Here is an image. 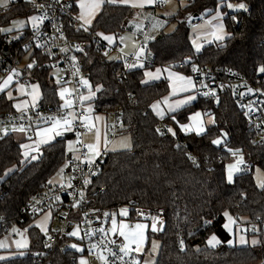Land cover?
I'll list each match as a JSON object with an SVG mask.
<instances>
[{
    "label": "trees",
    "instance_id": "1",
    "mask_svg": "<svg viewBox=\"0 0 264 264\" xmlns=\"http://www.w3.org/2000/svg\"><path fill=\"white\" fill-rule=\"evenodd\" d=\"M105 1L87 31L71 25L68 31L71 39L85 43L86 53L79 64L95 92L94 111L112 115L119 110L122 125L118 134L129 132L132 148L102 155L88 188L90 205L111 212L128 208L133 221L140 220L139 209L159 217L161 232L149 235L161 244L155 264H264V187H258L253 175L257 166L264 172V144L252 137L233 99L232 85L227 82L215 104L200 99L159 119L151 106L169 93V83L165 79L144 83L148 69L168 66L189 75L195 65L236 72L262 86L264 73L259 68L264 66V0H228L247 6V11L236 12H229L226 1L222 11L228 37L204 47L200 53L191 41V19L215 14L222 0H184L186 4L168 20L175 29L170 33L163 30L147 46L152 66L133 69L126 68L123 60L111 59L105 44L94 40L99 33L118 35L127 31L135 15L131 7ZM32 13L28 4L16 1L0 12V29ZM14 33L0 31V54L5 47L10 56L19 50L21 44L10 43ZM33 59L30 73L42 90L40 104L58 107L60 83L52 70L43 66L48 60L41 53H35ZM179 63H184L183 68L176 67ZM3 68L0 63V73ZM12 104L13 100L0 92V115L13 111ZM197 111L206 118L212 116L214 123L201 135L183 133L180 125ZM163 122L175 135L160 130ZM76 138L72 132L56 139L45 145L33 161L24 160L23 140L13 133L0 138V216L9 224L17 219L25 201L43 185L51 184L49 181L64 168L69 153L67 142ZM217 138L221 139L219 145L212 143ZM229 149L239 152L234 156ZM239 155L245 157L243 169L229 183L227 165ZM247 165H251L248 171ZM225 212L236 220V227L246 228V232L240 229L248 243H228L232 236L224 227ZM39 217L20 225L30 238L27 254L0 260V264H78L81 254L71 248L72 237L63 234L57 244L46 243V235L34 225ZM5 235L0 230V239ZM213 235L221 241L217 247L208 245ZM252 237L260 242L253 245ZM38 253L43 254L42 260H38Z\"/></svg>",
    "mask_w": 264,
    "mask_h": 264
},
{
    "label": "built area",
    "instance_id": "2",
    "mask_svg": "<svg viewBox=\"0 0 264 264\" xmlns=\"http://www.w3.org/2000/svg\"><path fill=\"white\" fill-rule=\"evenodd\" d=\"M38 5L44 7L40 8ZM68 5H71V7ZM31 6L35 9V16L46 13L47 18L39 25L38 30H34L30 24L27 29L11 35L10 43L14 45L21 44V46L11 56L9 49L8 55L0 54V63L4 66L0 73V80L4 76L12 74V70H16L18 73L14 76L16 83L33 85L35 82L30 73L31 68L28 65H34V54L39 52L48 60L45 61L43 66L50 68L54 75L56 71L60 73V105L47 108L39 104L26 111L13 110L0 115V128H7V135L11 133L10 128L23 126L33 131L40 126L51 124L49 118L64 117L69 112L74 113L75 117L88 116L86 104L80 100V96L89 90V87L81 82V78L85 80H88V78L82 73L79 64L81 56L86 53L85 43L71 39L68 31L69 25L80 26L77 19L76 0H36ZM155 8H160V4L156 3ZM3 10L0 9V12ZM149 28L150 23H145L144 32L147 33ZM94 40L103 43L97 35L94 36ZM139 41L143 47L144 38L140 37ZM77 45L83 51L77 50ZM63 48H67L68 51H61ZM105 48L108 51L109 48L106 45ZM22 51L26 52V55L22 54ZM73 56L76 57L75 61L72 60ZM122 60L125 66L126 64L132 65L138 62L140 57L138 60L137 55L131 54L124 56ZM146 65L152 66V62L146 61ZM183 66L184 63H179L176 67L183 68ZM196 68H198V71L192 70L189 75L195 80L200 99L211 105L217 103L227 82H230L233 99L243 113L252 137L257 143L264 144V83L261 86L245 75L228 70L200 66H196ZM203 85H207V87ZM249 88L254 91L249 92ZM63 89H68V92L65 93L64 98H61L60 92ZM210 89H215V94H212ZM205 93L209 94L205 95ZM66 102H71V107H64ZM205 112L209 113V110L206 109ZM112 116L113 120L109 125L110 139L118 135L119 128L122 125L119 110L113 113ZM168 128L169 126L164 122L160 124L162 132L169 133ZM86 129L87 127L82 125L80 119H73V132L80 135H77L76 155L72 152L67 154L66 164L68 166L63 168V182L43 185L42 188L33 193L21 206L19 216L14 222L9 224L4 216H0V230L8 234L16 227L22 228L20 225L26 219H34L49 212L51 214V224L49 227L50 233L45 239L46 243L57 244L61 235H69L70 232L79 227L84 246L83 254L88 255L93 264H104L99 258L101 250H104L103 254L107 256L109 264H122L120 260L106 251V249L111 248L117 252V255H121L118 252L119 245L117 241L110 236L107 229L112 221L113 212L93 208L88 197L90 183H84L85 179L91 182L101 160V158L94 160L91 168L87 163L82 162L88 155V150L85 147L88 144L83 140ZM4 136L6 135L0 132V138ZM74 156L81 159L76 160ZM245 170H250V166H245ZM69 183L72 187H68ZM80 191L84 192L82 199ZM77 201H79L78 206L73 207V204ZM104 213H109V216L105 217ZM137 215L140 220L152 222V216L142 209L138 210ZM159 221L161 222L160 219ZM99 229H104V232L102 233ZM14 236H17L16 232H14ZM112 240H115V244L110 243ZM93 245L96 247H93ZM132 256L136 258L135 252L132 253ZM37 258L42 260L43 254L38 253ZM127 259L125 257V260Z\"/></svg>",
    "mask_w": 264,
    "mask_h": 264
},
{
    "label": "snow or ice",
    "instance_id": "3",
    "mask_svg": "<svg viewBox=\"0 0 264 264\" xmlns=\"http://www.w3.org/2000/svg\"><path fill=\"white\" fill-rule=\"evenodd\" d=\"M10 2V0H0V6H4L7 7L8 3ZM34 2V0H33ZM105 2V0H76V3L78 4V7L80 9L79 15L77 16V19L79 21L82 22V26L84 25H90L93 16L95 15V13L100 9L101 5ZM107 2L109 3H122V4H129L131 3L133 7H143L146 4H152L154 3V0H138V2H134V0H107ZM69 7H71V5H68ZM38 7L43 8V5H38ZM228 8H235V9H243L245 11H247V6L244 3H239L236 5H233L231 3H229L227 5ZM220 17V13H217V16L215 18H219ZM47 18V14L45 13L44 15L41 16H31L28 18V20L31 23V27L34 30H38L39 25ZM233 19H235V17H233ZM13 24L16 26V30H19L20 28H23L25 25V21H14ZM216 31L212 33V35L215 37V39L217 40H223L224 37V25L221 24H217L215 25ZM12 28H8V29H0V31H12ZM85 31H87L88 29L85 27L84 29ZM99 35L103 36L102 33H100ZM104 39L107 40L109 43L112 42L113 37L111 36H104ZM193 44L196 47V50L199 51L200 50V45L196 44L195 41H193ZM77 50L79 51H83V49L79 48V46L77 45ZM61 51H68L67 48H63L61 49ZM144 52V48H140L138 53H137V58L139 60V56L141 54H143ZM72 60L75 61L76 57L73 56ZM35 63V62H33ZM136 64H132V65H127L126 67H136ZM141 67H143V64H140ZM29 68L33 67V64H29L28 65ZM193 70L194 71H198V68H196V66H193ZM78 71V69H77ZM160 69L156 70V74H153L151 72H145V76L148 77H152V78H158L159 77V73H160ZM259 71L261 73H264V66H261L259 68ZM15 75H18V73L16 72V70H12V74L8 75L7 78L5 80H3L2 83H0V92H3L13 81V77ZM169 80L172 82V91L173 93L177 92V91H187L191 88H195V83L193 82L191 77H186V76H181L177 73H173V72H169ZM81 82L82 84H84L85 86L89 87V96H80V100L81 102H83L84 100L90 99L91 96L95 95V93L92 91L91 86L89 84L88 80H85L83 78H81ZM204 87H207V85H203ZM24 85H20V90L23 91L24 90ZM38 85H32V93H30V95H32V100H33V106L35 105V101L37 96L39 95L38 92ZM101 86L97 87V91H99ZM249 92L254 91L253 89L249 88L248 89ZM68 92V89H63L60 92V96L61 98H64L65 93ZM210 92L212 94H215V89H210ZM209 93H205V95H208ZM7 96L9 99H12V92L9 91L7 92ZM195 97L193 96H188L186 97V100H192ZM185 101H177L176 102V107H178L180 104L184 103ZM26 103V102H25ZM165 103H167V98H165ZM17 110H21L22 105L17 103L16 105H14ZM64 107H71V102H66ZM153 109L157 111V115L163 117V110L159 109V103L154 104ZM169 111H174L175 108L172 105H169L168 108ZM89 112H91V108L88 109ZM200 113H196L195 116L192 117V119L196 122L195 123V131L197 134H200L202 132L205 131L204 125L203 123L199 120L200 117ZM173 120H175V117H172ZM51 120V126L50 127H46L43 129H40L38 127V130L36 132V135L38 137H40V139L37 141V147H36V151H39V144L42 143H46L48 140L52 139L55 135H61L64 131H70L72 129V122L73 119H80L81 123L83 126L86 127H91V117L89 116H83V117H75L74 113L69 112L66 116L64 117H51L49 118ZM96 119H99V117H96ZM47 122V121H46ZM181 129L185 132H188L192 129V125H180ZM13 130H20L23 131L24 127L20 126L19 129H16L15 127L13 128ZM157 131L159 132L160 130L157 129ZM168 131L172 133V135H175V132L171 129L168 128ZM0 132H3L4 135H7L8 129L7 128H0ZM163 134V133H161ZM77 135L79 136L80 134L77 133ZM224 135L226 136L227 134L224 133ZM213 144L215 145H219L221 143V139L217 138L215 140L212 141ZM23 148L28 149L30 146L29 145H22ZM85 147L88 150V155L83 159L82 162H85L89 165V167L91 168L92 164L94 163V158L99 156L100 153V147H99V135L97 137V143L96 144H88L85 145ZM125 147H131V145H125ZM177 147H179V145H177ZM69 149L71 150V142H69ZM229 151H232L231 149H229ZM239 150L236 151H232V154L234 156H236L238 154ZM25 156L28 155V152L25 151L24 153ZM190 159H192V157H189ZM32 159H36L35 156L32 157ZM74 159L76 160H80V157L74 156ZM243 156L239 155V158L237 160V162L235 164H229L227 166V180L229 183H231L233 181V175L236 172H239L240 169V165L243 164ZM68 165L65 164V167H67ZM61 173L63 172V168L60 170ZM49 183H51V181H49ZM85 184L90 183V180L85 179L84 180ZM68 187H72L71 183L68 184ZM261 187H264V184H261ZM84 196V192L80 191V197L81 199ZM79 201H77L75 204H73V207L78 206ZM105 217L109 216V213H104ZM120 215L121 216H127L128 215V210L125 209H121L120 211ZM141 215H143V213H141ZM225 217L228 219L229 222H233V218L227 213H224ZM152 225L151 228L153 231H157V222L159 221V217H152ZM205 223H211V221H205ZM111 233L113 235L117 234L121 237H123L124 239V243L118 246V252L121 255H117V252L113 251L111 248L106 249V251L112 255L113 257H115L116 259L120 260L122 262V264H140L139 260L136 259L134 256H132V253H139L142 250V247L144 245L145 242V230L148 227V225L143 224V223H136L134 226H130L126 223L120 222L119 224L117 223V220L115 218V214H112V221H111ZM224 227L231 232L232 229L229 226V223H226L224 225ZM256 229L254 228V231ZM99 231H101L102 233L104 232V229H99ZM69 235L71 236H78L79 232L78 231H73L70 232ZM105 235H107V233H105ZM239 242L241 244H246L248 243L247 239L245 238L244 235H241L239 238ZM260 241L253 239L252 240V244L255 245L257 243H259ZM110 243L115 244V240L110 241ZM209 245L215 247L216 244L221 243V241L215 236L213 235L209 241H208ZM229 244H232L233 241L229 240L228 241ZM181 247L183 248L184 246V241L181 240L180 241ZM133 245H135V247H133ZM3 244H0V247H3ZM17 246L20 247L21 244L20 242H17ZM72 248H76L78 251H82V249L78 248L77 245L73 244L71 246ZM93 247H96L95 245H93ZM158 247V245L155 244V242H153V251L156 250V248ZM104 250H101L100 253V259L104 262V264H109L108 262V258L107 256H105L103 254ZM125 257H127L128 259L125 260ZM0 259H3V257H0ZM80 264H85V261L83 259H81Z\"/></svg>",
    "mask_w": 264,
    "mask_h": 264
},
{
    "label": "crops",
    "instance_id": "4",
    "mask_svg": "<svg viewBox=\"0 0 264 264\" xmlns=\"http://www.w3.org/2000/svg\"><path fill=\"white\" fill-rule=\"evenodd\" d=\"M16 1H20V0H10V2L8 3L7 7L0 6V9L8 8L12 3L16 2ZM22 1L25 2L26 4H28L30 6L31 11H33V13L30 16H27V17H31V16L35 15V9L32 8L31 5L36 0H34V2H33V0H22ZM105 2L101 5L100 9L93 16L92 24H93L94 20L96 19V17L100 14ZM134 2H138V0H134ZM156 3L160 4V8H158V9L155 8ZM225 3H226V1H225ZM111 4L131 7L135 11V15L128 23V30L123 32L122 34L121 33L118 34V35H115V34H107V35L103 34V36H101V35H99L100 34L99 33L97 36L110 49V50L108 49L109 57L111 59H113V60H122L123 57L126 56V55H131V54L137 55L139 49L142 48V46L140 45L139 38L143 37L144 38V46H143L144 52H143V54H141L139 56L140 60L135 63L137 66L136 67H130L131 69H133V68H143L146 65V61H150V54L147 51V46L150 44V42L154 41L160 35V33L163 30L165 31V29H162L163 28V24H162V28H161V26H159V30L161 29L160 31L158 30V28H157V30H155V28L153 29V27H154V25L156 26V19L158 18V14H157L158 11L163 9V8H165L166 2H164L162 0H154V3L146 4L143 7H133L131 3L122 4V3L117 2V3H111ZM185 4H186V2H185ZM224 4H222V5L224 6ZM78 13H79V8L77 7V14ZM222 16H223V22H224V17L226 15L223 12H222ZM140 17H144V21L143 22H141V21L139 22L138 18H140ZM206 18L208 19L210 17H206ZM147 22L150 23V28H149V31L147 33H145L144 32V25ZM79 23H80V21H79ZM165 23H169L168 20H166ZM197 23H198V21L194 22V24H197ZM30 24L31 23L29 21V25L25 29H27L30 26ZM80 26H82L81 23H80ZM83 27H85V26H83ZM224 27H225V24H224ZM22 30H24V29H22ZM22 30H20V31H22ZM16 32H18V31H15V33ZM212 33H211V35H212ZM223 34H224V37H225L223 40H217L212 35V38H211L210 41H206V42L201 43L200 50L199 51L195 50L196 53H200L204 49V47H206V46H208L210 44H214V43H217V42H223L224 40H226V38L228 37V32H227L226 28H224V33ZM104 36L113 37L112 42L109 43L107 40L104 39ZM140 64H143V67H141ZM157 69L161 70L160 73H159V77L158 78H152V77L145 76L144 83L145 84H150V83L162 80V79L167 80L168 83H169V87H170L169 93L166 96H164L162 99L157 100L156 102L153 103V105L159 103V109L163 110V112H164L163 117L157 115V111L153 109V107H152L153 105L151 106L152 111L155 113V115H157V117L159 119H163L166 116L175 114V113L185 109L186 107L192 106V105H194V104H196V103H198L200 101V97H199V94L197 93L196 86H195V88H191V89H189L187 91H177L175 93H173V91H172V82L168 78L169 77V72L177 73V74H179L181 76H186V77H191L190 75H188L185 72H182V71H180L178 69H175L173 67H168V66H159V67H156V68L148 69L145 72H151L153 74H156V70ZM7 76H4L3 78H1L0 83H2L3 80H5L7 78ZM191 78H192L193 82L195 83V80L193 79V77H191ZM20 85H24L25 86L24 89H27V88H31L32 89V85L29 86V85H26V84H23V83H16L15 80H14V77H13L12 83L3 91L4 93H6V95H7V92H9V91L12 92L13 110L22 112V111H26L27 109H30L32 107H35V106L39 105L41 100H42V98H43L42 90H41L40 85L38 83H36V82L33 84V85H38L39 86L38 87L39 95L36 98L34 106H33L32 97L29 94H27V95L26 94H24V95H20L19 94ZM195 85H196V83H195ZM91 89H92V87H91ZM92 91L94 92L93 89H92ZM88 93H89V90L83 96H89ZM188 96H193L195 98L192 99V100H186V97H188ZM94 98H95V95H93V98L84 100V102L86 104V110L88 112V116L92 118L91 119V125L92 126L91 127H87L86 132L83 134V140L86 142V140H85L86 134L91 133V134H93L94 139H93L92 143H88V142H86V143L87 144H96L97 143V137L99 135V147H100V153L101 154L94 158V160H96L98 158H101L102 155L105 152L110 151L109 150L110 149V145H112L111 142L115 138H113V139L109 138L110 137L109 136L110 135L109 125H110L111 121L113 120V116L112 115H107L105 113H96L94 111V103H93ZM165 98H167V103H165ZM177 101H185V102L180 104L178 107H176V102ZM17 103L22 105L21 110H17V108L14 106ZM169 105H172L175 108V110L174 111H169L168 110ZM89 108H91V112L88 111ZM198 112L200 114L202 113L203 118H205V115H204L203 112H201V111H198ZM192 116H195V115L191 114L190 117H192ZM96 117H99V119H96ZM190 117H189V121L187 123H185V124H182V125H191L192 122L190 121V119H191ZM206 125L204 127L205 131H206V128L208 126V125L207 126ZM50 126H51V124H47L45 126H40L39 128L43 129V128L50 127ZM17 128H20V127H17ZM12 129L13 128H10L9 131L11 133H13L19 139L23 140L22 141L23 142L22 145H29L30 146L28 149H25V148H23L21 146L24 160L25 161H27V160L33 161V160H37L38 159L39 155L41 154L42 148L45 145L54 142L58 138L64 137L66 134L72 133L73 132V122H72V129L70 131H64L61 135H55L52 139L48 140L46 143L39 144V151L38 152L35 150L36 147H37V141L40 139V137H38L36 135V132H37L38 128H35L33 131H31V129H29L27 127H24L23 132H21V131L15 132ZM28 131H29V133H28ZM205 131L200 133V134H198V135H201V134L205 133ZM31 132H32V134H31ZM182 132L185 133V134L196 133V132L192 131V129L190 131H188V132H185V131L182 130ZM33 135H34V137H33ZM76 140H77V143H76L75 147L71 151H69L70 153L72 152L75 155H76V151H77L78 138H76ZM25 151L28 152L27 156L24 155ZM33 156H35L36 159H32ZM121 209H125V208H121ZM129 214H130V211L128 209L127 218H125L123 216H120V215H118V218L115 217L116 220H117V223L119 224L120 222H123V223H126V224L130 225V226H134L136 223H143V224L148 225V227L145 230V236L147 237V240H148V237H149L150 234L156 235V234H153V233H151L149 231L150 230V223H151L150 221H146V220L133 221V220H131L129 218ZM47 215H48V227H47V229H49L50 221H51V214L49 212L44 213L41 217H39L36 220V222L34 223V225L38 226L37 223H39L44 218V216H47ZM226 223H229V226L232 229L231 232H229L226 229L228 231V233L231 234V236H232V241H233L232 244H234V243L241 244L239 242V238L240 237L238 238V236H237V228L238 227H236V220L233 218V222H229L228 219L226 218ZM158 225L160 227V231H159V233H160L161 230H162V226H161V222L160 221L158 222ZM111 226L112 225L110 223L108 225V228H107L110 236H112L117 241L118 245L123 244L124 243L123 237L119 236L118 233L113 235L111 233V231H110ZM240 233H242L241 230H240ZM243 235H244V233H243ZM154 238H156V237L154 236ZM253 239L258 240L257 237H252L251 240H253ZM219 244H216L215 247H217ZM208 245H209V243H208ZM241 245H243V244H241ZM209 246H211V245H209ZM133 247H135V245H133ZM211 247H213V246H211ZM138 255H140V254L136 253V258H137ZM144 257H145V254L142 255V260L144 259Z\"/></svg>",
    "mask_w": 264,
    "mask_h": 264
},
{
    "label": "rangeland",
    "instance_id": "5",
    "mask_svg": "<svg viewBox=\"0 0 264 264\" xmlns=\"http://www.w3.org/2000/svg\"><path fill=\"white\" fill-rule=\"evenodd\" d=\"M162 1L166 2V5H165V8L158 11V13H157L158 18L156 19V26L154 25L153 29L155 28V30H157V28H158V30H159V26H161V28H162V24H163L162 29H165L166 33H170L175 29V24L174 23L169 24V23H165V22H166V20H169L173 15H175L178 12L179 7L180 6L183 7L185 5V2H184V0H162ZM225 1H228V0H222V3L218 6L216 13L211 15L210 18L207 19L205 16H200V17H195L194 19H191L190 37H191L192 43H193V41H195L196 44L201 45V43H203V42L210 41L212 38L211 33L216 31L215 25L221 24V23L224 25L223 16H222V12H223L222 11V8H223L222 4H224ZM229 3H231L233 5L239 4V2L228 1L227 5ZM77 7H78V4H77ZM228 9H229V12H236L239 10H243V9H235V8H228ZM79 12H80V9H79ZM217 13H220L219 18H215L217 16ZM78 15H79V13L77 14V16ZM28 18L29 17H17L15 19H13L9 24H6V25L1 27V29L12 28L13 30L8 31V32H5V31H2V32L13 33L15 31H20L22 29H25L29 25ZM138 20H139V22L140 21L143 22L144 17H140V18H138ZM14 21H25V25L23 28L16 30V26L13 24ZM195 21H198V23L194 24ZM80 23L82 25L81 21H80ZM84 26L87 29L90 28L92 26V21H91L90 25H84ZM194 48L196 50L195 45H194ZM55 75H56L57 81L59 82L60 73L58 71H56ZM32 91H33V89L27 88V89H24L23 91L20 90L19 94L20 95H24V94L30 95V93H32ZM30 96L32 97V95H30ZM91 98H93V96H91ZM196 113H199V112L197 111V112L193 113V115H195ZM192 117H190L191 118L190 121L193 123V124L191 123L192 131L196 132L195 131V123L196 122L192 119ZM199 120L203 123L204 127L206 124L208 126H210L214 123V119L212 116L207 117V118L206 117L203 118L202 113L199 117ZM16 129H19V128L16 127ZM19 131L20 130H15V132H19ZM21 132H23V131H21ZM28 133H29V131H28ZM33 137H34V135H33ZM93 139H94L93 134H91V133L86 134V136H85L86 142L92 143ZM69 142H71V150H72L75 147L77 140L71 139L67 142V148L69 151H71L69 149ZM111 144L112 145H110V149H109L110 152L129 150L132 148L131 134L129 132H121L119 135H117L115 137V139L111 142ZM129 144L131 145V147H125V145H129ZM238 158H239V156L235 157L229 164H235L237 162ZM243 161L245 163V157L243 158ZM243 164L240 165L241 170L243 169L242 168ZM247 166H251V165H247ZM239 172L234 173L233 180ZM253 175H254V178H255V181H256L258 187L263 188V187H261V184H264V172L257 166L254 168ZM63 180H64L63 172L61 173V171L59 170L57 172V174L51 179V184L62 183ZM120 211H121V209L119 211L113 212L115 214V217L118 218V215H120ZM123 217L127 218V216H123ZM152 222L150 223V230L149 231L153 234H158L160 231V227L158 225V222H157V231L152 230V228H151ZM37 225H38L37 227L43 232V234H45L46 236L49 235L50 231H49V229H47V227H48V215L44 216V218L39 223H37ZM240 228L239 227L237 228L238 238L241 235H243V233H240V230H241ZM242 230L244 232H246V228L244 226L242 227ZM75 231L79 232L78 236H71V235H68V236L72 237V242L70 243V246L75 244L78 246V248L82 249V251H78L76 248L71 247L72 249L77 251L79 254H81L78 258L79 259L78 264H80L81 259H83L85 261V264H93L92 261L90 260V257L88 255L83 254L84 246L82 244V233H81L80 228L79 227L76 228ZM14 232L17 233L16 237L14 236ZM17 242H20V244H21L20 247L17 246ZM153 242H155V244L158 245V247L156 248L155 251H153ZM0 244L4 245L3 247H0V257H3V259H0V260H6V259L14 258V257L24 256L27 254V252L30 248V245H31L27 230L24 228H19V227L12 229L11 232H9L2 239H0ZM160 245H161L160 241L157 238L152 237L150 239L148 237V240H147V237H146L144 245L142 247V250L139 252L140 255H138L136 259L139 260L140 264H155V262L157 260L158 253H159ZM143 254H145V257L142 260Z\"/></svg>",
    "mask_w": 264,
    "mask_h": 264
},
{
    "label": "water",
    "instance_id": "6",
    "mask_svg": "<svg viewBox=\"0 0 264 264\" xmlns=\"http://www.w3.org/2000/svg\"><path fill=\"white\" fill-rule=\"evenodd\" d=\"M4 55H8V48L7 47L4 50Z\"/></svg>",
    "mask_w": 264,
    "mask_h": 264
}]
</instances>
